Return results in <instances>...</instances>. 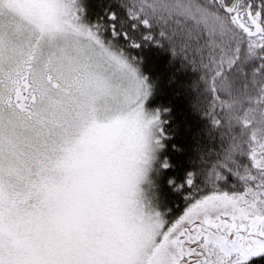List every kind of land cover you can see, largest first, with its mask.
<instances>
[{
	"label": "snow or ice",
	"instance_id": "1",
	"mask_svg": "<svg viewBox=\"0 0 264 264\" xmlns=\"http://www.w3.org/2000/svg\"><path fill=\"white\" fill-rule=\"evenodd\" d=\"M0 264H264V0H0Z\"/></svg>",
	"mask_w": 264,
	"mask_h": 264
}]
</instances>
